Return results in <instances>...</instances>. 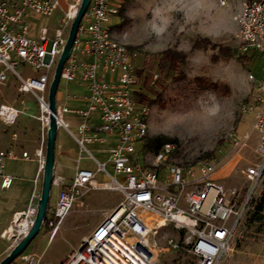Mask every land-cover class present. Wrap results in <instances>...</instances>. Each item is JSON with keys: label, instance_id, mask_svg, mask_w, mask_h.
I'll return each mask as SVG.
<instances>
[{"label": "built area", "instance_id": "built-area-1", "mask_svg": "<svg viewBox=\"0 0 264 264\" xmlns=\"http://www.w3.org/2000/svg\"><path fill=\"white\" fill-rule=\"evenodd\" d=\"M81 1L0 0V87L13 78L18 92L34 95L43 130L49 123V82L68 35L66 30ZM218 2L226 4V0ZM63 3L59 24L52 34L43 25L37 36L29 35L31 12L50 16ZM110 3L89 1L62 68L61 79L78 78L85 86L83 104L56 103L55 114L57 126L71 134L79 151H85L94 161L95 170L81 167L79 156L70 180L54 172L52 186L58 189L57 198L51 217H45L43 224L51 227L53 235L74 202L94 187L96 173H103L111 180L110 188L121 191L124 197L60 264H160L155 235L169 225L185 230L197 264H217L229 247L243 209L228 200L224 186L213 178L217 170L213 160H197L186 166L165 163L175 148L166 142L155 152L152 166L140 162L137 145L148 134L150 106L133 99L140 83L136 74L138 53L115 39L109 30L110 13L117 10ZM235 20L239 51H254L264 61V0H242ZM249 78L255 79L251 74ZM242 110L252 113L251 128L259 135L257 162L239 170L253 192L264 175V66L256 94ZM20 113L16 105L0 103L3 124H13ZM67 113L79 119L75 130L64 118ZM12 136L15 138L16 133ZM107 137H113V143L102 148L105 156L99 160L88 145L103 147ZM35 154L42 156V149H36ZM22 156L28 158L27 152L23 151ZM14 158L12 149L0 148L1 189L12 184L13 175L5 171V163ZM35 214L36 206L31 204L16 213L2 237L16 245L27 234ZM17 264H37V259L24 256Z\"/></svg>", "mask_w": 264, "mask_h": 264}, {"label": "rangeland", "instance_id": "rangeland-1", "mask_svg": "<svg viewBox=\"0 0 264 264\" xmlns=\"http://www.w3.org/2000/svg\"><path fill=\"white\" fill-rule=\"evenodd\" d=\"M241 1L226 0V7L220 8L214 7L210 0H180V12L167 13L160 10L156 12L155 18L147 15L145 0H111L110 3V6L119 12L110 13L109 30L115 39L138 53L137 68L141 67L143 58H147L148 65H152L153 57L167 47L187 54L186 62L181 66L187 75L186 78L168 83L160 99L149 105L146 136L162 135L175 145L165 163L186 166L197 160H213L217 165L215 179L224 186L228 200L236 207H242L243 212L234 227L229 247L217 264H264V175L253 192H250L248 181L239 173L241 168L251 166L258 159L255 148L259 135L251 128L252 113L244 112L242 106L251 102L256 94L264 61L260 56L244 63L223 56L213 61L211 56L216 53L215 50L191 49L193 40L201 36L216 44H226L239 50L240 43L235 36L238 30L235 15L239 11ZM168 2L175 3L176 0H161L165 5ZM64 7L63 3L62 8L56 9L50 16L31 12L28 16L29 35L37 36L43 25H47L52 34L59 24ZM185 16L190 23H184ZM173 18L174 22L170 23ZM247 54H250V51ZM250 74L254 76V80L249 78ZM197 76L206 77L210 81H225L231 88L230 93L223 95L198 85L194 81ZM17 87L18 83L13 78L5 88L0 87V102H10L18 106L20 98ZM57 92L56 95L65 93L68 101L76 100L83 95L84 86L78 79H61ZM24 97L27 100L33 99L30 93ZM22 117L24 116L20 114L15 122L9 125L0 121V130L3 129L9 134L17 133L13 140L16 153L18 119ZM64 118L69 122L68 114H65ZM29 120L39 133L38 121L35 118ZM70 128L73 129L72 126ZM72 147L75 158L80 156L79 165L95 170V163L90 156L85 151H79L77 145ZM88 148L95 157L103 160L97 150L98 146L88 145ZM209 152L212 155L204 157ZM154 154L153 151H143L141 142L138 143L137 155L142 164L152 166ZM31 165L30 161L11 163V170L17 173L16 185L18 176L20 178V196L28 195L31 182L27 180L26 175ZM108 169L113 175L109 166ZM73 174H68L69 178ZM41 185L42 172L37 179L35 197L32 200L35 206L40 197ZM111 185V180L106 174L96 173L94 187L86 196L74 202L57 231L50 236L51 227L42 223L26 248L11 263L17 264L24 256H31L37 259V264H60L69 251L78 245L81 238L90 234L100 220L122 201L123 193L110 188ZM9 193L15 196L16 191H0V201H4ZM57 193L58 189L51 186L45 217H51ZM261 201L262 210L257 212L256 207ZM258 215H262L260 221L257 220ZM5 217L6 212L1 207L0 231ZM186 237L185 230L176 229L172 225L158 231L155 241L160 247V264H197V257L190 251ZM6 243L5 239L0 238V250ZM173 244L175 247H172Z\"/></svg>", "mask_w": 264, "mask_h": 264}, {"label": "crops", "instance_id": "crops-1", "mask_svg": "<svg viewBox=\"0 0 264 264\" xmlns=\"http://www.w3.org/2000/svg\"><path fill=\"white\" fill-rule=\"evenodd\" d=\"M25 70V68L23 67ZM78 79V78H77ZM75 79V80H77ZM79 80V79H78ZM81 83V81H80ZM9 84V83H8ZM7 84V85H8ZM83 85V83H81ZM7 85L2 86L5 88ZM84 86V85H83ZM87 92L85 86H84V93L83 95ZM58 93V92H57ZM25 94L28 93H21L18 92V96L20 98L18 102V108L22 110V114L24 117L18 119V152L16 153L15 148L13 147V138L12 134L15 132H12L9 134L8 132H5L3 129L0 130V148L2 149H12L16 153V158L7 160L5 163V171L13 175V181L12 184L9 188L6 189H1L0 191L4 190H13L15 189L16 194L15 196H12V193H9L6 198H4V201H0V210L1 207L4 209V212H6V217L3 220L2 223V228L0 231V238L5 239L7 243L5 246L0 250V260L9 253L10 249H12V243L7 240L6 238L2 237L1 233L4 229H6L10 223L12 222V219L14 215L18 212H21L25 210L30 204H32V200L35 197V191L37 187V179L40 175V173L43 170V163H44V156H45V141H46V133L45 130H43V127L41 125V122L38 118L40 115V108L38 106V103L34 97V95L31 96L33 97L32 100H27L25 98ZM81 95L78 99L76 100H69L65 96V93L63 95H56V101L58 104L62 103H67L70 104L71 106H81L83 104L82 101V96ZM3 103V102H0ZM5 103H10V102H5ZM13 104V103H10ZM15 105V104H13ZM36 111V112H35ZM38 112V114H36ZM18 115V117L20 116ZM69 115L68 118V124L69 127L72 126L73 129L75 130L77 124L79 123V119L70 113H67ZM65 115V114H64ZM29 118H35L38 121V126H39V133L36 131L35 125H33L32 121L29 120ZM17 135V133H16ZM107 142L106 144L102 146H98L97 150L99 154L104 158V151L102 148H105L106 146L110 145L113 143V137H107ZM66 140H69L66 142ZM75 144L77 145L76 141L74 138L71 136V134L62 126H59L56 131V139H55V149H54V171L56 173H60L65 175L67 180H70L72 177L69 178L70 173H74L77 162L75 156H74V148L72 147ZM78 146V145H77ZM30 149V150H29ZM36 149H42V156H37L35 154ZM25 151L28 154V158H25L22 156V152ZM25 162V161H30L32 162L31 167L29 168V173L26 175L27 180L31 182V186L28 192V195L26 196H20V178L18 176V185H16L15 180L17 178V173L14 170H11V163L12 162ZM109 168L112 171L111 166ZM109 170V169H108ZM19 175V174H18ZM213 178H216V173L214 174ZM90 192V191H89ZM88 192V193H89ZM87 193V194H88ZM27 194V193H26ZM85 194L84 196H86ZM2 212V211H1ZM101 221V220H100ZM13 264V263H10Z\"/></svg>", "mask_w": 264, "mask_h": 264}, {"label": "trees", "instance_id": "trees-1", "mask_svg": "<svg viewBox=\"0 0 264 264\" xmlns=\"http://www.w3.org/2000/svg\"><path fill=\"white\" fill-rule=\"evenodd\" d=\"M119 11L116 10V13ZM130 49L129 46H127ZM191 49H203V50H215L211 56L213 61L219 59V56L235 58L238 61L246 62L259 56L254 51L240 52L226 44H216L207 37H196L191 45ZM152 65H148L147 58H143V63L140 68L136 69V74L140 79L139 88L133 93V99L138 102H143L148 105L158 101L164 88L170 82L184 80L186 73L181 69V66L185 64L187 54L184 51L176 48L167 47L157 53L154 57ZM194 81L205 88H209L219 94L227 95L230 93V86L225 81L217 80L210 81L206 77H195ZM168 138L162 135L155 137H143L141 140V149L143 151L158 152L162 145L168 142ZM212 153H207L204 157L211 156ZM263 202L256 207V211L262 210ZM262 215L257 216V220H261Z\"/></svg>", "mask_w": 264, "mask_h": 264}, {"label": "water", "instance_id": "water-1", "mask_svg": "<svg viewBox=\"0 0 264 264\" xmlns=\"http://www.w3.org/2000/svg\"><path fill=\"white\" fill-rule=\"evenodd\" d=\"M90 0H82L77 11L76 16L70 24L68 35L66 41L62 47V51L58 57L57 63L54 68L52 78L48 86V109H49V123L46 130V141H45V156L42 170V185L41 193L36 206V214L33 223L28 230L27 234L12 247L7 255H5L1 260L0 264H10L15 258L26 248L30 240L36 235L39 228L41 227L43 220L46 216V210L48 206V200L50 195V190L52 186V178L54 175V149H55V139L57 131L56 123V93L61 80V72L64 63L70 53V49L73 40L76 35L77 27L79 22L88 6Z\"/></svg>", "mask_w": 264, "mask_h": 264}, {"label": "clouds", "instance_id": "clouds-1", "mask_svg": "<svg viewBox=\"0 0 264 264\" xmlns=\"http://www.w3.org/2000/svg\"><path fill=\"white\" fill-rule=\"evenodd\" d=\"M179 2L180 0H176L175 3L168 2L166 5L161 3V0H145V5L144 7L147 9V15L155 18V14L157 11L160 10H165L167 13H172V12H180L181 9L179 8ZM211 3H213L214 7H220V8H225L226 4L221 2L217 4V0H210ZM170 21L171 22H174ZM184 23L188 24L190 21H188L187 17H184Z\"/></svg>", "mask_w": 264, "mask_h": 264}]
</instances>
